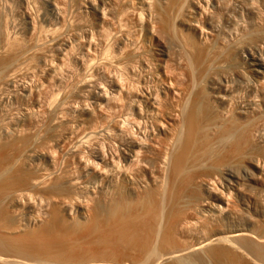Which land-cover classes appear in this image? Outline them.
Here are the masks:
<instances>
[{
  "label": "bare ground",
  "instance_id": "obj_1",
  "mask_svg": "<svg viewBox=\"0 0 264 264\" xmlns=\"http://www.w3.org/2000/svg\"><path fill=\"white\" fill-rule=\"evenodd\" d=\"M22 1L25 3L27 2V0ZM118 1L120 2V0H117L116 2L115 0L101 1L100 3H97L96 0L89 2L90 8L93 9L96 15L97 22L101 24L100 26L99 24L96 26L103 27L109 22L108 16H105V13L103 12V8L106 6V8L109 9L106 15L111 12V17L109 15L111 19L110 21L116 20L115 22L118 23V25L116 23V26L119 27H117L118 31L122 33V36H120L122 39H124L123 36L125 35L124 40L126 42L130 40H126V38L129 35V31L131 32L132 29H128L127 32V28L122 25L124 21L126 22V20L130 18L132 26L134 27L132 32H135L134 35L141 36V42L143 40L141 46L143 43L148 44L150 48L152 47L151 49L160 48V51L159 49V53H157L156 49L155 52H152L151 49L148 51L144 49L142 51V48H140L141 51H139L136 50L138 49L137 44V46L134 45L137 47L135 50L127 48L121 50V48V51L115 49L119 53L117 55L115 54L114 57L109 54L111 58L110 60L108 59V62L110 67H115V69H111L112 71L115 70L114 73H116V69L129 73L133 72L135 67H138L137 69H139L140 73H142L145 79H147L140 83L138 81L140 80V77L138 78V76L135 75L138 78H136L138 87L134 88L137 85L134 86L131 83L133 88H129L130 85H128V87L122 85L123 81H126V79L123 76L124 80L122 81V74L118 72L119 74L117 73L116 75L117 79L115 78L116 81L114 85L111 83L114 89H112L114 95L112 96V93H110L112 97H108L107 94H105V91L102 92L103 90L100 93L96 92V94L99 93V95L94 96L95 98L97 97L95 110L93 112L90 110V113L89 111L86 112V110L83 115H81L82 117L81 120H79V126L90 121L89 119H92L94 127H97L95 126L97 122L108 125L109 122H105L110 121L113 116L109 115V113H114V115H116L115 112L123 110V112L126 111L130 113V116H128L129 118H125L127 121L124 119L128 125H131V131L128 130V128L127 131L124 129V131L129 134L130 140H127L128 142L120 140L122 142V144L119 143L121 144L120 146H122L121 150L120 148H117L114 151L112 147L111 149L114 152L109 153L108 155L100 154L102 155V158L98 160L97 164L94 163V165L92 164L93 162L90 163L93 166L91 169L89 168L90 165L88 166L85 164L86 159L83 160L84 156L82 157L81 155L84 152L83 149H81L82 153L81 151H77L79 154L75 155L79 156V159L76 158L75 161H79L77 163L78 166L76 167V169H79V173L73 172L74 170H67L69 173H66V171H63L62 169L63 173H65H62V176L58 175V178L54 176V169L57 165L55 160L56 156L54 157L51 148L47 149L44 153H40L35 149L27 150L26 153L28 156L33 158L34 161H37L35 162V170L39 172L43 170V172L38 177L23 179L19 177L20 180H18V182H16V179L13 181L10 179L12 182L15 181L11 186L9 185L10 181H8V189H12L14 186L18 185L27 186V188H22L16 191L17 196L13 199V204L18 206L21 204V200H31L34 195L38 196L39 194H43L47 196L48 194L53 196L56 195L55 193H58V191H63L64 188V191H66L67 188L74 191V189L76 190L79 186V189L82 191L81 188H84L89 182H93L100 188L99 193L101 194L100 197H102L101 200H109V219L113 224L111 225L116 228L113 229L116 230L114 231L116 237L114 238L113 244L115 248L121 252H117V255L121 254L119 255L120 257L117 256L119 260L118 264H230L234 258L247 256H252L253 264H258L255 258V252L249 246L250 240L256 238H254V232L250 229L251 226H242L239 224L240 222L238 223L237 219L242 216L238 218V214H236L237 219L234 217V214H232L234 211L232 212L230 209L231 205H229L230 202L228 203V199H230V194L231 196L234 194L236 196L243 188H245V186L259 188V192L264 191V147L259 144L261 143L264 145V123H260V117L256 114V112L261 109V107H258L260 104L256 103L258 102L257 98H260L261 102L264 103V83L262 82L263 85H259L261 86V90H258L256 85H253V87L256 88L245 85L246 87L253 89V93L255 94H252L254 100L245 99V101H239L241 98H239V92H242V90L240 89L239 91L237 89L239 92L237 90H230L231 87L228 88L231 84L230 80L226 78L220 79L215 76L224 70L226 71L228 66L221 62L217 64L212 63L210 57L206 55L205 49L202 48L204 47L202 42H199L201 38L198 39V37H201L203 33L208 34L209 28L207 25L210 26V22L206 21L207 18L205 20H198V12L196 13L195 10V13L192 12L194 8L192 9V7H188L189 10L192 9V13L189 11L190 14L187 13L188 21L186 31L188 34L179 36L176 31L171 29V24L161 17L157 11L158 14H152L151 8L153 6H151L152 3L150 4L151 0H126L127 2H123L124 4L122 6L120 5L122 0L121 3H118ZM187 1L190 2L191 0ZM63 2L62 0H47L50 10L52 9L55 11L54 13H57L59 18L61 16L63 17V15L65 16L63 9L67 8V6H65V8L62 9L66 1L64 4ZM188 2L187 4L194 3ZM201 2L203 4L205 3L203 1ZM182 3L185 4V1ZM195 3L198 4L196 0ZM117 5L120 6V9L118 10L119 7H116V10L113 9V7ZM179 7L182 8V6ZM200 7L202 6H199V8ZM199 8H196V10H199ZM61 11L62 13L64 12L62 15L60 14ZM50 14V16H52V12H50ZM207 17L210 18L209 16ZM26 18L27 26L24 33L29 39H32V37L36 35V25L34 26V21L29 13H27ZM61 20L59 21L61 22ZM63 20V23H65L66 19L64 18ZM200 20L205 22H201ZM129 21L128 25L131 26V22L129 23ZM261 21L263 20L261 19ZM47 22V28H40L41 30L39 32L36 31V33L43 34L50 38L49 42L52 44L53 48H55H52L56 54H54L56 56H54V59L56 58L58 65L56 62V66L51 64L52 67L48 68L45 81H40L41 83L39 82L40 84H37V86L35 83V86H33L34 88L32 87L33 90H31V87L30 90H27L25 87L21 89V93L18 95L19 98L25 99L26 101L30 100V103L34 105H38L39 102V100H37L36 92H39V89L46 86V84L49 86L51 83H56V80L58 81L57 72L58 69H60L59 66H62L63 60L68 56L71 47L73 46L71 44L72 42L69 43L70 40L66 41L64 37L62 39L59 33L61 26L59 28L57 27L59 24L55 25V22L53 23L52 20L48 23ZM115 22L112 23V25H114ZM203 23L207 24L206 27ZM259 23L261 22L259 21ZM128 25L126 24V26ZM43 27H45V25ZM64 27L65 26L62 25V28ZM123 27L126 29L123 30ZM103 28L104 30L102 28L100 29L104 32L108 30H106L105 27ZM96 30L95 33H97ZM61 32L63 34V29ZM120 33L118 32V34L114 36L118 37ZM253 33L257 38H263L262 40L264 42L263 27L261 29H256ZM64 34L62 36H64ZM105 34L110 35L107 33ZM191 35L193 36L191 37ZM253 35H251V37ZM129 36L132 38V35ZM136 37L137 36H135V38ZM247 37H250V34ZM260 38L258 39L259 41ZM137 39L138 38H136V40ZM243 39L244 38L241 40ZM162 40H165V42ZM206 40L205 37L204 41L206 42ZM259 41L254 42L252 39V43H243L246 48L242 47L243 49H247L246 51H250V58L247 62V66L251 72L250 75L253 76L252 79L255 80H253V83L256 82V84H260L259 82L264 80V61H262L264 59H257L256 56L257 54L259 55L264 52L262 49L264 47L262 46L261 48V46H259ZM130 42L131 41H129V43ZM137 42L140 41L138 40ZM11 43L8 39H5L0 49V54L3 56L4 54L7 55V53L12 50L13 42ZM86 43H88V41ZM125 43L122 44L124 45ZM131 43L128 46H132ZM32 44L33 45L29 47L30 50L35 47L37 48L34 43ZM99 44H102V41ZM120 47L121 46H119L118 49ZM145 47L146 46H144V48ZM149 47L147 49H149ZM102 50L105 52L104 50L106 49L102 48ZM107 52H105L106 54L104 55H107ZM27 53L28 50H24L21 54L22 58H24ZM94 57L96 58V56ZM101 59L104 58L102 57ZM43 60L46 62V57H43ZM104 61L105 60H103V62ZM104 63L102 65H104ZM83 64L85 63L83 62ZM83 64L81 62L82 69L86 66V64L85 66H83ZM107 67H109V65L106 66V69ZM87 69L88 68H85L84 71ZM17 71V60L12 59V61L9 60L2 65L3 77L0 81L1 88H16L14 87V84L16 83L13 82L14 80L12 81L11 77L13 75L15 76ZM106 72H109V70ZM189 72L192 73L193 76H191ZM110 73L112 72L110 71ZM118 75H120L119 77H121V80H118ZM109 77L111 78L110 74ZM128 77L131 78L130 76ZM117 80L119 82L122 81V84ZM251 83L252 82L250 81V85H252ZM242 87L243 86H241V88ZM44 89H47V87ZM98 89L100 91V88ZM209 89L212 93L208 92ZM252 89H250V91ZM214 90L218 91L214 93ZM245 91L248 92L249 90H244L243 92ZM41 92L40 95L44 93V91ZM2 99L1 95L0 100ZM93 106H91V108ZM83 109L84 108L81 110ZM105 109H107V112L109 113H107ZM126 112L124 114H126ZM119 115L117 116L119 117ZM124 117L125 116L123 115V118ZM33 118V115L29 111H25L20 119L11 122V130L6 127V124L2 123L0 125V134L2 135L1 140L6 142L11 136L23 134L25 130L28 132V130L35 125ZM261 119L262 121L264 120L263 117H261ZM113 122L114 121L112 120L109 125L113 126L115 123ZM71 125L73 126L74 123ZM119 126L121 127V125ZM92 127V124L88 127L89 131L87 132V136L90 135H88V133L92 131H90V128L92 129ZM94 127L93 130H95ZM113 127L114 130L115 127L120 130L125 126L120 128L114 125ZM96 129L97 130L95 131L97 132L100 128ZM95 131L92 132L93 135L96 133ZM103 131L101 133H103ZM66 132L68 133L69 131ZM115 132L117 133L116 130ZM71 136L72 135L70 134L69 137ZM92 137L97 138L98 135ZM66 138L65 141H67ZM74 141L76 140L74 139ZM71 144L73 145V143ZM88 148L89 147H87V149ZM91 151L94 150L91 149ZM105 151H107V149L103 152ZM100 152L102 151L100 150L99 153ZM70 154L72 155L71 152ZM96 157L98 156H95L94 158ZM75 161L74 164H76ZM94 162L96 161L94 160ZM41 164L44 165V169L40 170ZM67 167L69 166L67 165ZM78 169L76 171H78ZM55 170L57 172L58 169ZM71 172L77 173L78 175H76L78 178L74 176L75 174L72 175ZM47 178H52L48 184L46 182ZM89 184L92 185V183ZM2 190H4V188ZM32 191H35V193ZM84 191L86 192V190ZM89 191L91 192V190ZM50 193H53V195ZM60 194L58 195L60 196ZM55 200L57 201L56 198ZM50 201H53V198H51ZM59 201L61 202V199H58V202ZM63 201L64 200H62V202ZM40 202H42V199ZM79 205L78 207L76 205V207L79 208L77 211L80 216H82L85 212L87 213V207ZM64 206L66 207L67 204L62 205V207ZM66 210H68V208ZM240 220H242V218ZM257 241L258 244H264V239H262V237ZM2 260L3 258L0 259L1 262L5 261Z\"/></svg>",
  "mask_w": 264,
  "mask_h": 264
},
{
  "label": "rangeland",
  "instance_id": "obj_2",
  "mask_svg": "<svg viewBox=\"0 0 264 264\" xmlns=\"http://www.w3.org/2000/svg\"><path fill=\"white\" fill-rule=\"evenodd\" d=\"M63 1L64 2L66 1V3L65 5H63L62 9L65 8V6H67V8L63 9L65 12V13L63 12L65 14V16L63 15V17L66 19L65 23H63L64 18L62 16L59 18L57 13H54L55 11H53L52 9L50 10L47 0H27L26 3L23 2L22 0H0V49L5 39H8L10 43L13 42V46H14V47L12 46L11 48L12 50L8 52L7 55L4 54L3 56L2 54H0V81L3 77L2 65L5 62H8L9 60L12 61L13 59V60H17V64H18L17 73L15 74V76L13 75L11 77L12 81L14 80L13 82L16 83L14 84V87L16 88L14 89L5 88V87L1 88L0 86V96L2 95L3 98L2 100H0V125L4 123L6 124V127L9 130H11L12 129L11 122L20 119L21 115L25 111H29L33 115L34 117L33 119L35 121L34 122L35 125L31 129H29L28 132L27 130H25V132L23 131L26 134V136L22 132L23 134H20L18 136L17 135L11 136L5 142L4 140H1L2 135L0 134V185H1L0 187V257L1 258L0 259L3 258V260H5V261L2 260L3 262L0 261V264H22V263L24 264H118L119 260L117 256L121 255V254L117 255V252L119 253L121 252L120 250H117L113 244L114 238L116 237L115 235L116 233L114 232L116 230L113 229L116 228L112 226L113 224L109 219L110 217V213L108 209L109 200L108 201L107 199L106 201L101 200L102 197H100L101 194L99 193L100 188L93 182H89V183H92V185L94 184L93 186L95 187V190L94 187L88 183L85 186L87 185L89 186L87 187L84 186V188L87 189L81 188L82 191L79 189L78 186V188L76 190L74 189V191L68 188L66 189V191H64L65 190L64 188L63 191L61 192L58 191V193H55L57 196L53 195V193H50L53 196L47 194L48 197L43 194L41 195L39 194L40 196L34 195L31 200H21V204L18 206H15L12 202L13 199L17 196L16 191L22 188H27V186L18 185V186H14L12 189L10 188L8 189L9 185L11 186L15 182V181L12 182L15 179L17 180L16 182H18L20 178L23 179V178L38 177L42 174L43 170L40 172L35 170V164H36L35 162L37 161H34V159L28 156V154L26 153V151L29 149H35L40 153H44L47 149L51 148L52 150L51 149L50 150L52 151L54 157L56 156L55 160L57 166L55 167V169L58 170L61 169L59 171L57 170L58 173L54 169L55 171L54 176L57 177L58 175H61L63 171L69 173L67 170L70 171L74 170L73 172L79 173L78 168H77L78 171H76L77 170L76 167L78 166L77 163L79 161L78 162L77 160L75 161L76 158L79 159V156H77L79 152L77 151H81V149H83L84 151L83 154L84 153L85 154L84 155L81 154V155L82 157L84 156L83 160L86 159L85 164H87L88 166L90 165L89 168L91 169L93 167L92 164L94 163L97 164L98 160L102 158V155L100 154L108 155L109 153L114 152L117 148L118 149L120 148L121 150L122 146L120 145L122 144V142L120 140L126 142L130 140L129 134L125 132L127 131V128L128 130L131 129L130 128L131 125H128V123L126 122L127 120L125 119L126 117L127 119L129 118L128 117L130 116L129 112L126 111L123 112V110L122 111L120 110L115 112L116 115H114V113L110 114L109 112H107L108 110L105 109V111L109 113V115H113L112 116L113 119L111 118L110 121H107L105 123L109 122L108 123L109 125L110 122H112L113 120L115 122V123L113 122L114 124L111 123L113 124V126L115 125L120 127L119 125H121L120 128L125 126L120 130L116 129L117 127H115L117 133L113 129L114 127L112 125L111 126L113 128L110 125L109 126L107 124L105 125L104 123L94 122L96 123L95 126H97L94 127L92 119H89L90 121H87L82 126H79V122H80L79 120H81L82 117L81 115H83V113L86 110H87L86 112L89 111V113L90 110H92V112L95 110V106H96L95 103H97L96 102L97 97L95 98L94 96H98L102 90H103L102 92L105 91V94H107L108 97L109 96L112 97L114 95V91L112 92L113 89L112 84L114 85L116 81L115 78L118 72L122 74L121 75L122 78L119 77L120 75L117 76L119 77L118 80L122 79L123 81L125 78L126 81H123V84L122 81H120L121 83L118 80L117 81L124 86L126 85V87L130 85L129 88H133V85L136 86L138 84L137 79L139 77L140 80L138 81L140 83L141 81L144 82L147 79V78L145 79L143 74L140 73V70L137 69L138 67H135L136 72L134 70L133 72L126 73L124 71H120L116 69V73H114L115 70L112 71L111 69H115V67L114 66L110 67L108 59L110 60L112 55H113L112 57H114L115 54L117 55L119 53L117 51H121L126 48L135 50L138 47V49L136 50L141 51L140 48H142V51L144 49L148 51L152 47L150 48L148 44H144V43L142 45L143 47L141 46L143 40L141 42L142 39L141 36L134 35L135 32H132L134 30V27L132 26V22L130 18L129 19L127 18L128 20L122 23V25H124L127 28L126 29L123 27L122 28L123 30L126 29L128 32V29L129 30L132 29L131 32L129 31V35H132V38L128 35L126 40L128 39L130 40L126 42L124 40L125 35L123 36L124 39L120 37L122 36V33H120V31H118L117 29L118 26H116L117 23L115 22L116 20L114 21L112 20L113 22L110 21L111 12H109L110 14L106 15V13H108L109 11V9L106 8V6L103 8L104 9L103 12L105 13V16H108V21L110 23L108 22L109 24L108 23H107L108 25L106 24L108 27L106 25L103 27H105L106 30L108 29L109 30V31L107 30L108 32L107 31L104 32L103 31L104 28L99 27L101 24L97 22V18L95 17L96 15L93 9L90 8L89 2L95 0H90V1L62 0V2ZM101 1H107V0H100V1L96 0L97 3L98 2L100 3ZM116 1L117 0H115V2ZM151 1L150 4L152 3L151 6H153L151 8L152 14L155 15L159 13L161 17H163L166 21H168L171 24V29L176 31V33L179 36L188 34V32L186 31V27H187L186 25L188 21L187 13L191 12L193 8L194 9L192 10V12L194 13L195 11L196 13L198 12L197 13L198 20L199 19L205 20L207 18L206 21L210 22V26L206 24L207 22L203 24L205 25V27L207 25V27L209 28V29L207 28L208 34L203 33L201 37L200 36L198 37V39L201 38L199 42H202L204 46L202 47L201 45V47L205 49V53L208 57H210L212 63L217 64L221 62L222 64L228 66V69L226 71L224 70L221 73L216 74L215 76L220 79L226 78L230 80L231 84L228 86V88L231 87L230 90H235V91L237 89L239 91L240 89L242 90V92L241 91L239 92L237 90L240 93L239 98L241 97L239 101L242 100L245 101V99L254 100L253 95L255 94L253 93L252 88L257 87L258 90H261L260 88L261 86L259 85H263L262 82L264 83V80H261L259 82L260 84H256V82L253 83L254 80L252 79L253 76L250 75L251 72L247 66V62L249 61L250 58L249 56L250 51H246L247 49H243L246 48V46L243 45V43L244 44H248L249 42L252 43V39L254 40V42L259 41L258 39L260 37L257 38L256 36H254L253 32L256 29H261L262 27L264 28L263 26L264 0H209V1L207 0L208 2L206 0H198V1L196 0L198 4L195 3V0H191V1L189 0L190 2H188L187 0H151ZM184 1L185 4L182 3ZM186 1L188 3L194 2L195 4L194 3L187 4ZM201 1L205 3L203 4ZM123 2L125 3L127 1L122 0V3L121 0L120 2L118 1V3H121L120 4L121 6L124 4ZM210 2L212 5L210 4ZM179 6H182V8ZM199 6H202L203 8L202 7L199 8ZM116 7L117 8L119 7L118 10L120 9L119 5L113 7V9L116 10ZM188 7L189 8L192 7V9L189 10ZM205 7L206 8L208 7L207 10ZM196 8H199V10L198 9L196 10ZM62 11L60 12L61 15L63 14ZM153 11L155 12L157 11L158 13L157 12L155 13ZM50 12H52L53 17L50 16L51 15ZM27 13H29V15L32 17L34 21V26L36 25L35 26L36 35L34 34L35 36L32 37V39L31 38L29 39L28 36H26L24 33V30L27 26L26 25ZM124 14H128V13H124ZM207 16H209L210 18H208ZM55 19L57 20V22ZM261 19L263 21H261ZM47 20L48 22L52 20L53 23L55 22L54 23L55 25L59 24V26L57 25V27L59 28L61 26L59 29V33L62 39L64 37L66 41L70 40L69 43L72 42L71 44L73 46L71 47L72 52L71 51L69 52L68 56H66L67 58L65 57V59L63 60L62 66H59L60 69H58L57 72L58 81L56 80V83L55 82L51 83L52 86L50 84L49 85L50 88L46 84V86L42 87L43 89L42 88L39 89V92L38 91L36 92L37 100H39V102L38 105H34L30 103L31 102L30 100H27L29 101L27 102L25 99L19 98L18 95L21 93V89L23 87H25L27 90H30L31 87V90H33L34 88L33 86L35 85L37 86V84L39 85L43 80L45 81V78L47 77V73H48V68L52 67L53 64H54L53 66H56L55 62L57 64L56 58L54 59V56L56 54L53 49L55 48H53L52 44L49 42L50 38L44 36L43 34L36 33V31L39 32L41 29L47 28L48 26V24L46 25ZM59 20H61V22ZM128 21L129 23L131 22L130 23L131 26L128 25ZM259 21L261 23H259ZM114 22H115L114 24L115 26L112 25V23ZM201 22H205V21H201ZM252 23L253 24L255 23L256 25L255 24L253 25ZM98 24L99 26H96ZM126 24L130 28L126 26ZM44 25L45 27H43ZM62 25L65 26L66 28L68 27L67 30L65 27L62 28ZM258 25L260 28L258 27ZM112 27H113V31H112ZM100 28H102L103 30ZM62 29H63V34L66 33L64 34V36H62L63 35L61 32ZM95 30L97 31V33H95ZM118 32L121 35L119 34L118 37L114 36L117 35ZM105 33L110 35H106ZM249 34L250 37H247L249 36ZM251 35H253L254 37L253 36L251 37ZM135 36H137L136 37L138 38L137 40ZM192 36L193 35H191V37ZM205 37L207 39L206 42L204 41ZM242 38L244 39L241 40ZM83 39L85 40V43ZM262 39L263 38H260L259 41L260 45L258 44L259 46H261V48L262 46L264 47V42ZM100 40L102 41V44H99L101 43ZM138 40L141 43L137 42ZM239 40L241 41V43ZM87 41L89 44L86 43ZM129 41L133 42L134 44L130 42L132 46H128L130 45ZM162 41L165 42V40ZM242 41H246V42H242ZM32 43H34L38 49L35 47L34 49L32 48L30 50L29 47L33 45ZM122 43L125 44L123 45ZM134 45L137 47H135ZM119 46L121 47L118 49ZM144 46L146 47L144 48ZM106 47L108 48V52ZM148 47L149 49H147ZM102 48L106 49L104 51L107 52V55H104L106 53L103 52ZM153 49H151L152 52L153 51L155 52L157 50V53H159L160 51V48H155L156 50ZM262 49L264 51V48ZM24 50H28V53L24 58H22L21 54ZM109 54H111V56H109ZM263 54L264 52L260 53L259 55L257 54L256 55L257 59L258 58H260L261 60L264 59ZM94 56H96V58ZM43 57H46V62L43 60ZM102 57L104 59H101ZM103 60H105L104 62L107 63H104ZM80 61L82 62V64L83 62L86 64V66L85 64H83L85 68H88L86 71H84L85 69L84 67L83 69L81 68L82 65ZM103 63L104 65H102ZM105 64L106 66L109 65L110 68L107 67L106 69ZM81 69L83 72L81 71ZM108 70L109 72H106ZM110 71L115 76L112 73H110ZM105 72L106 74L104 75ZM190 72L189 74L193 76V74ZM108 73L111 75V78L109 77ZM135 75H137L138 78ZM128 76H130L131 78H129ZM134 81L136 84L134 83ZM250 81L252 82L251 83L252 85H250ZM125 82L128 83L126 84ZM245 85L250 87L252 86V88L250 87L248 88ZM253 85L254 86L256 85V87H253ZM241 86L243 87L241 88ZM46 87L47 89H44ZM97 87L100 88V91ZM137 87L138 85L134 88ZM243 89L249 91L243 92L244 91ZM250 89L252 90L250 91ZM40 90L42 92L44 91V93H42ZM217 91L218 90H214V93ZM40 92L42 93V95L45 96L40 95ZM96 92L99 93L96 94ZM208 92L212 93L210 89L208 90ZM110 93H112V96ZM241 94H243L244 96ZM248 96L250 97V99ZM257 99L256 100L258 102L256 103L260 104L258 105V107L259 108L261 107V109H259L258 111V107H257L258 112H256V114L258 115V117H260V121H261L260 123L262 122L264 123V120L262 121L261 119V117H263L264 119V103L261 102L260 98ZM91 106H93L94 108L93 107L91 108ZM82 108H84L85 110L84 109L81 110ZM125 112L126 114H124ZM117 115H119L120 118ZM123 115L125 116L124 118ZM73 123L74 125L72 126L71 124ZM91 124L95 130H97L96 128H100L102 130L99 129V131L96 132L95 130H93V127L92 129L90 128V131L91 130L92 131L88 133V135L89 134L91 135V136L89 135L90 136L89 137L87 136V132L89 131L88 127H90ZM97 124L99 125V127ZM109 128L112 130H110ZM103 130L107 133H105ZM66 131L69 132L67 133ZM93 131H95L97 134L94 133L93 135L92 133ZM102 131L103 133H101ZM99 132L101 133V136ZM70 134L72 135L71 137H69ZM96 135H98L97 138L92 137ZM55 138L58 140L55 141L56 140ZM65 138L67 141H65ZM74 139L76 141H74ZM71 143H73V145ZM259 144L264 147L263 144L261 143ZM104 146L107 148H105ZM76 147H80V148H76ZM87 147L89 148L87 149ZM91 149L94 151H91ZM106 149L107 151L109 149L107 154H106L107 151L103 152ZM100 150L103 153L102 152L99 153ZM54 151L57 153H55ZM70 152L72 153V155L70 154ZM74 155L77 157H75ZM95 156H98L96 157L97 159L94 158ZM73 160L75 161L76 164H74ZM94 160L96 162H94ZM66 164L69 167H67ZM41 169H44L43 164L40 165V170ZM71 174L72 175L75 174L74 176L78 178L77 173L71 172ZM51 179L52 178H47L46 181L47 184L50 183ZM8 181H10L9 182L10 184L8 183ZM3 188L4 190L5 189L8 190L4 191L2 190ZM256 189L257 188L254 187L250 188L248 186L247 187L245 186V188H243L241 192L236 196L235 194L234 195L232 194L234 196L233 197L230 194V197L228 196L230 198L228 199V203L229 202L231 203V204L229 203V205H231V208L230 206L229 208L232 210V212L233 211L234 212L232 213L231 210L230 212L234 214L235 218H236V214H238L237 215L238 218L242 216L239 219L236 218L238 220V223L240 222L239 224L242 226L243 225L249 227L251 226L250 229L254 232V238L255 237L256 238L250 240L249 246L255 252V258L257 263L264 264V244L257 243L258 242L257 240L261 239V237L262 239H264V193H262L264 191L260 190L262 192H259L258 191L259 188L257 190ZM84 190H86V192ZM89 190H91V192ZM69 191L72 192L70 193ZM32 192L35 193V191ZM58 194H60V196ZM54 197L57 199V201L55 200ZM39 198L42 199V202H40L41 199ZM47 198L49 199V201ZM51 198H53V201L55 202L50 201ZM58 199L59 200L61 199V202L59 201L61 204L58 202ZM46 200L49 204L46 202ZM62 200H64L65 202L64 201L62 202ZM65 203L67 204V206L62 207L63 204L66 205ZM75 204L77 205V207L79 204H80L79 206L87 207V213L85 212L86 214L84 213L82 216H80V214L77 211L79 210V208H77ZM67 208L68 210H66ZM241 218L242 220H240ZM252 259H253L252 256L234 258L233 261L230 262V264H253Z\"/></svg>",
  "mask_w": 264,
  "mask_h": 264
}]
</instances>
